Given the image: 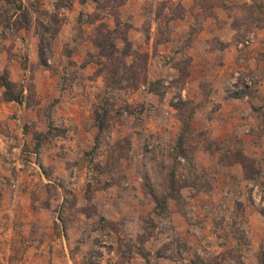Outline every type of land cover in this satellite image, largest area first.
<instances>
[{
	"label": "rangeland",
	"instance_id": "obj_1",
	"mask_svg": "<svg viewBox=\"0 0 264 264\" xmlns=\"http://www.w3.org/2000/svg\"><path fill=\"white\" fill-rule=\"evenodd\" d=\"M257 147L264 0H0V264H264Z\"/></svg>",
	"mask_w": 264,
	"mask_h": 264
},
{
	"label": "trees",
	"instance_id": "obj_2",
	"mask_svg": "<svg viewBox=\"0 0 264 264\" xmlns=\"http://www.w3.org/2000/svg\"><path fill=\"white\" fill-rule=\"evenodd\" d=\"M3 87L4 86H7L6 84H5V82H3L2 84H1ZM6 94H7V97L11 100V101H20L21 100V97L20 96H15V95H13V92H11V90H9V94H8V90H7V92H6ZM9 95V96H8ZM243 165H244V167H246V164H245V162H243ZM171 197H173V196H171Z\"/></svg>",
	"mask_w": 264,
	"mask_h": 264
},
{
	"label": "crops",
	"instance_id": "obj_3",
	"mask_svg": "<svg viewBox=\"0 0 264 264\" xmlns=\"http://www.w3.org/2000/svg\"><path fill=\"white\" fill-rule=\"evenodd\" d=\"M260 151H257V152H254L253 151V157L255 158H257V159H261V161H263L264 159V150H263V148H261V147H257ZM263 168H262V172H263V174H264V166H262Z\"/></svg>",
	"mask_w": 264,
	"mask_h": 264
}]
</instances>
